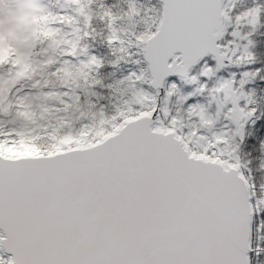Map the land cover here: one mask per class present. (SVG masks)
<instances>
[{
  "label": "snow or ice",
  "instance_id": "6c2138e0",
  "mask_svg": "<svg viewBox=\"0 0 264 264\" xmlns=\"http://www.w3.org/2000/svg\"><path fill=\"white\" fill-rule=\"evenodd\" d=\"M157 2L104 13L120 71L102 135L0 152V264H264V183L242 155L264 147V5Z\"/></svg>",
  "mask_w": 264,
  "mask_h": 264
},
{
  "label": "trees",
  "instance_id": "16d2710c",
  "mask_svg": "<svg viewBox=\"0 0 264 264\" xmlns=\"http://www.w3.org/2000/svg\"><path fill=\"white\" fill-rule=\"evenodd\" d=\"M60 2H68L62 11L56 8ZM50 3L49 18L50 14L54 13L58 19L50 32L51 37L48 36L47 39L57 42L51 40L50 50H55L57 47L58 51L51 53L49 60L43 61L38 56L42 50L46 52V48L42 46L35 48L19 83L33 82L32 87L36 92L53 93L64 88L65 70L69 62L76 59L74 56L84 55L88 60L84 65L80 64V67L76 62L77 69L75 67L70 69V78L67 79L70 87L64 90V94L56 97L57 121L54 128H51L52 132H42L34 139L39 151L54 152L64 146L82 145L90 138L102 135L105 125L109 122L114 108L108 102L110 94L105 90V86L110 80H115L120 65L117 64L112 70H108V65L114 63L120 56V51L117 45L109 43L110 26L104 13L110 10L114 15L119 16L127 9L129 0H50ZM137 3H143L149 8L153 5L159 7L157 0H137ZM235 4L239 11L264 5V0H235ZM143 25L144 21L138 19V27ZM117 27L123 29L127 27V22H121ZM243 27L245 31L251 30L249 25ZM41 30L45 31L44 28ZM63 37L69 41L65 42ZM253 40L250 49L256 53L257 62L264 63V17L255 27ZM93 50H95V58L91 56ZM253 88L250 98L254 103L259 104L264 101V91L259 85H254ZM13 89L9 91L7 100H10L8 112L15 115L17 110L13 105L14 95L19 88L16 86ZM101 100L105 101L103 110L100 107ZM242 155L246 160H252L255 178L258 182L264 183V147L253 145L250 153L242 152ZM257 238L261 239L259 241L261 244H264V233L259 234Z\"/></svg>",
  "mask_w": 264,
  "mask_h": 264
},
{
  "label": "rangeland",
  "instance_id": "374dc122",
  "mask_svg": "<svg viewBox=\"0 0 264 264\" xmlns=\"http://www.w3.org/2000/svg\"><path fill=\"white\" fill-rule=\"evenodd\" d=\"M67 3L57 4V10L62 11ZM50 4V0H0V134L5 137L0 142V152L6 155L35 154L39 151L34 139L42 132H52L51 128L57 121L56 97L70 87L67 81L70 69L78 64V67L84 65L87 60L84 55L74 56L76 59L69 62L65 70L64 88L49 92L50 95L48 91L42 94L36 92L32 87L33 82L19 83L35 48H46V52L42 50L38 56L43 61L49 60L51 53L58 51L57 47L50 50L52 39H47L51 37L50 32L58 19L54 13L49 18ZM63 39L69 41L66 37ZM68 44L72 46L70 42ZM16 86L19 89L14 95L13 105L17 113L13 115L8 112L10 100L7 97ZM9 133L12 135L9 136Z\"/></svg>",
  "mask_w": 264,
  "mask_h": 264
},
{
  "label": "water",
  "instance_id": "95a60500",
  "mask_svg": "<svg viewBox=\"0 0 264 264\" xmlns=\"http://www.w3.org/2000/svg\"><path fill=\"white\" fill-rule=\"evenodd\" d=\"M0 254H3V255H5V256L10 255V253H7V252H2V253H0Z\"/></svg>",
  "mask_w": 264,
  "mask_h": 264
},
{
  "label": "bare ground",
  "instance_id": "6f19581e",
  "mask_svg": "<svg viewBox=\"0 0 264 264\" xmlns=\"http://www.w3.org/2000/svg\"><path fill=\"white\" fill-rule=\"evenodd\" d=\"M28 24V23H27Z\"/></svg>",
  "mask_w": 264,
  "mask_h": 264
}]
</instances>
